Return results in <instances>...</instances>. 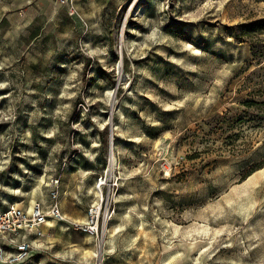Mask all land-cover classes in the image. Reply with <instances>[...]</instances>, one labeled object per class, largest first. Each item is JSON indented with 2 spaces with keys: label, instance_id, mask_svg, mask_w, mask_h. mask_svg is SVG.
Wrapping results in <instances>:
<instances>
[{
  "label": "rangeland",
  "instance_id": "rangeland-1",
  "mask_svg": "<svg viewBox=\"0 0 264 264\" xmlns=\"http://www.w3.org/2000/svg\"><path fill=\"white\" fill-rule=\"evenodd\" d=\"M74 12L0 0V210L56 189L67 220L25 264H264V0Z\"/></svg>",
  "mask_w": 264,
  "mask_h": 264
},
{
  "label": "built area",
  "instance_id": "built-area-1",
  "mask_svg": "<svg viewBox=\"0 0 264 264\" xmlns=\"http://www.w3.org/2000/svg\"><path fill=\"white\" fill-rule=\"evenodd\" d=\"M56 8H66L72 15L75 0H49ZM59 181L56 182L58 186ZM118 183L112 182L108 175H100L95 183L97 201L87 215L86 223H72L73 228L94 234L98 231L101 215L115 213L111 209L116 196L114 192ZM52 202L49 205L35 202L27 209L8 206L0 210V264H25L35 252V243L46 236L44 229L51 221L66 223V217L59 203V193L51 192ZM104 212V213H103Z\"/></svg>",
  "mask_w": 264,
  "mask_h": 264
},
{
  "label": "crops",
  "instance_id": "crops-1",
  "mask_svg": "<svg viewBox=\"0 0 264 264\" xmlns=\"http://www.w3.org/2000/svg\"><path fill=\"white\" fill-rule=\"evenodd\" d=\"M76 3H77V0H75V6H76ZM256 174H258V175H256ZM262 176V177H264V166H263V168H261V169H259V170H257V171H255L251 176H249L247 179L248 180H250V179H252V178H254V177H256V176ZM246 179V180H247ZM56 223V222H55Z\"/></svg>",
  "mask_w": 264,
  "mask_h": 264
},
{
  "label": "trees",
  "instance_id": "trees-1",
  "mask_svg": "<svg viewBox=\"0 0 264 264\" xmlns=\"http://www.w3.org/2000/svg\"><path fill=\"white\" fill-rule=\"evenodd\" d=\"M261 34H264V29L261 30ZM264 166V162L261 163L260 165L256 166L255 168H253L244 178L247 179L249 176H251L255 171L263 168Z\"/></svg>",
  "mask_w": 264,
  "mask_h": 264
},
{
  "label": "bare ground",
  "instance_id": "bare-ground-1",
  "mask_svg": "<svg viewBox=\"0 0 264 264\" xmlns=\"http://www.w3.org/2000/svg\"><path fill=\"white\" fill-rule=\"evenodd\" d=\"M116 162V161H115ZM35 203V202H34ZM14 206L16 207V208H22V207H20V205H18V204H14ZM33 206V203H32V205H31V207ZM50 225V224H49Z\"/></svg>",
  "mask_w": 264,
  "mask_h": 264
}]
</instances>
